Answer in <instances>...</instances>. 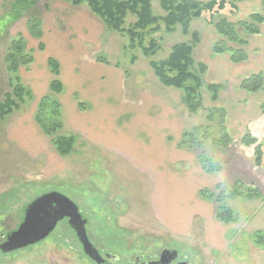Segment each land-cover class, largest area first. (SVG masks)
Wrapping results in <instances>:
<instances>
[{"label":"rangeland","instance_id":"obj_1","mask_svg":"<svg viewBox=\"0 0 264 264\" xmlns=\"http://www.w3.org/2000/svg\"><path fill=\"white\" fill-rule=\"evenodd\" d=\"M62 1L55 0L48 6V1L42 0H25L24 3L0 0V102L4 100L5 93H12L16 85L15 74L31 92L30 97L23 96L24 101L19 109L0 116V242L22 222L23 210L28 203L45 192L57 191L78 206L82 217L86 219L88 239L104 258L103 264H134L137 258L151 259L165 249H177L189 264H264V183L261 197L225 199L236 221L227 230L226 240L230 241L231 246L227 254L223 255L224 259L220 260L217 257L221 256L211 252L203 240L197 241V236L189 239L174 237L154 218L149 195L150 180L135 164L119 156L116 151L88 144L81 131H77L79 123L76 114L77 108L84 113L86 104L79 103L73 111L71 105L67 106L65 112L60 109L63 125L58 134L74 133L80 138L67 156L56 153L50 137L38 136L31 131H36L34 114L37 105L41 98L50 94V81L54 78L47 60L54 59L53 55L63 49V46L58 47L57 34H66L68 27H72L66 26L64 22L70 2L65 4L66 0ZM79 7L90 12L86 4ZM151 11L153 15L163 14L158 0H152ZM238 17H231L230 20L243 19ZM29 19L38 22L36 29L31 31L38 30L41 34L39 38L30 32L32 25L28 23ZM134 20L135 17L128 14L125 27ZM194 31L199 33L202 40L206 39L201 18L191 21L189 32ZM151 38L159 45V49L152 56L145 57L138 47H128L126 35L107 30L106 36H102L100 41L106 44L103 46L105 51L99 52L97 48H92L91 53L85 56H93L96 60L103 57L124 70L126 77L122 93L129 97L140 82L148 80L147 77L157 80L149 61L165 59L174 44L188 42L190 35L183 34L181 27L176 26L173 32L162 29L150 34L146 42ZM19 39L33 61L26 66L16 64L18 67L14 72L10 68L14 65L13 55H8L12 41ZM72 41L73 49H79L77 41ZM39 43H42L41 48ZM133 57L136 61L130 66ZM168 89L175 91L178 103L182 101V96H179L181 89ZM59 94L56 95L57 99L60 98ZM200 94L201 107L197 113L190 114L186 107V123L190 127L207 125L210 138L217 139L221 136L223 125L221 112L212 113L217 107L211 101V94L206 87L200 89ZM250 129L252 132H249V137L252 140L248 144L238 139L232 142L231 147L239 153L248 151L251 156L255 148L259 147L264 174V122ZM189 130L191 128L186 129ZM203 147L209 150L212 146L205 144ZM200 151L202 149L197 148L192 154ZM224 191L229 193L230 188L226 186ZM105 254L118 259H106ZM0 264L97 263L84 254L74 231L63 219L43 240L8 253L0 252Z\"/></svg>","mask_w":264,"mask_h":264},{"label":"crops","instance_id":"obj_2","mask_svg":"<svg viewBox=\"0 0 264 264\" xmlns=\"http://www.w3.org/2000/svg\"><path fill=\"white\" fill-rule=\"evenodd\" d=\"M47 1L49 6L55 0ZM262 1L238 2V10L230 18L239 16L238 19H244L252 13H260ZM245 7L247 9L243 12ZM66 12L64 22L72 27H68L66 34H57L58 47L63 46V49L53 55L58 64L57 78L62 85L58 98L62 110L71 105L73 111L79 103L86 104L87 110L83 113L77 108L76 114L77 131H81L88 144L116 151L148 177L154 218L171 235L182 239L197 236V241L203 240L211 252L221 256L217 259H224L223 255L231 246L226 233L232 226L230 224L235 222L216 220L214 201L203 198L200 191L205 189L216 193L240 182L244 187L254 185L263 193L261 167L254 164L248 151L236 152L231 145L234 140L241 142L246 133L252 132L250 127L264 122L261 108L264 105V86L257 92H248L239 86L244 77L252 74L260 73L264 80V23L259 33L248 38L247 59L233 63L227 53L213 52L212 47L219 35L201 18L207 40L200 38L193 49V57L206 66L203 83L221 85L217 99L211 101L224 110L223 127L232 142L227 146L207 142L205 144L212 146L209 150L203 147L193 155L192 151L197 148H178L183 132L193 127L186 123L185 104L183 101L178 103L175 91L168 89L173 87L147 77V81L139 83L134 94L126 96L122 93L126 77L124 70L103 57L96 60L93 56H85L91 53L92 48L105 51L103 46L106 44L100 41L108 29L91 12L79 6L67 5ZM72 40L77 41L79 49H73ZM135 61V57L131 58L130 66ZM182 95L183 92L179 94L180 97ZM35 129L31 130L34 134L44 136L37 125ZM75 135L79 138L78 134ZM202 152L218 165L219 170L207 172L202 168L198 162Z\"/></svg>","mask_w":264,"mask_h":264},{"label":"trees","instance_id":"obj_3","mask_svg":"<svg viewBox=\"0 0 264 264\" xmlns=\"http://www.w3.org/2000/svg\"><path fill=\"white\" fill-rule=\"evenodd\" d=\"M24 1L17 0L18 3H24ZM42 1L46 2L47 0ZM66 1H69L73 6L86 4L89 11L98 17L108 30L126 35L129 40L128 47L130 49L138 47L146 57L152 56L159 49V45L154 39L151 38L146 42V37L150 34L162 29L165 32H172L176 26H180L183 34L190 35L188 42L174 44L165 59L149 61L155 76L162 85L182 90V101L190 114L197 113L201 107L200 89L203 86L210 92L213 102L217 99L218 91L221 89L219 84L203 83L202 76L206 71V66L196 62L193 57V49L200 37L195 31L189 32L191 21L203 18L207 24L213 26L219 35V39L212 47L213 52L217 54L227 53L233 63L243 62L247 59L248 38L250 35L259 33L260 27L264 23V1L261 3L262 10L260 13H252L246 18L234 22L230 20V16L237 12V3L243 0H207L204 2L197 0H158L163 12L161 15L152 14V0ZM128 14L134 16L135 20L125 27V19ZM28 23L30 26L32 25L29 29L30 32L39 38L41 34L38 30L36 32L31 31V29H36V26L39 25L38 22L35 23L34 19L32 21L29 19ZM21 41V39L19 41L14 40L10 46L8 57L13 55L12 64L14 65L10 68L14 72L18 67L17 65L26 66L33 61L30 53L24 50ZM41 47L42 43H39V48ZM47 65L54 78L50 81V94L41 98L37 105L34 122L45 137L51 138L50 141L56 153L64 157L71 153L78 136L75 134H58L63 123L61 121V105L56 95L61 92L62 85L57 78V62L54 59H48ZM14 78L16 85L12 93H5L4 100L0 102L1 117L12 113L13 109H19L20 104L24 101V95L31 96L30 89L21 82L18 74H15ZM239 86L248 92H257L263 88L264 80L260 73L252 74L244 77ZM261 108L264 113V105ZM215 112H221L223 123V109L215 108L212 113ZM221 127V136L217 139L210 138L207 125H199L189 131H184L178 142V148L201 149L207 142L219 146L231 144L232 139L227 136L223 125ZM250 140L252 139L249 137V133H246L241 142L248 144ZM252 153L254 164L262 167L261 149L256 147ZM198 162L207 172L219 170L218 165L214 164L212 159L203 152L198 156ZM200 195L215 202V218L222 223L236 221L234 213L225 199L240 196L246 198L262 196L259 189L252 186L244 187L240 182L235 183L230 188L229 193H225L223 189L217 194L202 189Z\"/></svg>","mask_w":264,"mask_h":264},{"label":"water","instance_id":"obj_4","mask_svg":"<svg viewBox=\"0 0 264 264\" xmlns=\"http://www.w3.org/2000/svg\"><path fill=\"white\" fill-rule=\"evenodd\" d=\"M63 219H67V223L79 240L84 254L97 264H103L104 258L100 256L98 250L88 239L86 219L82 217L78 206L57 191L45 192L25 206L22 222L15 230L5 235L4 240L0 242V252L8 253L43 240ZM105 257L107 259L117 258L110 254H106ZM177 257V249H165L160 253L158 261L148 264H170ZM180 264L188 263L181 262Z\"/></svg>","mask_w":264,"mask_h":264},{"label":"flooded vegetation","instance_id":"obj_5","mask_svg":"<svg viewBox=\"0 0 264 264\" xmlns=\"http://www.w3.org/2000/svg\"><path fill=\"white\" fill-rule=\"evenodd\" d=\"M110 256H114V255H110ZM159 256H160V253H158L155 257H153L151 259L141 260V259H138L137 258V259H135L134 264H148L149 262H155V261H158L159 260ZM115 259L117 260L118 257L115 258ZM181 262H186V263L189 264V262L184 258V256H182L181 254L178 253L177 259L175 261H172L170 264H180Z\"/></svg>","mask_w":264,"mask_h":264}]
</instances>
